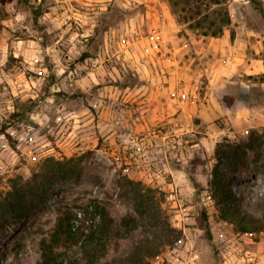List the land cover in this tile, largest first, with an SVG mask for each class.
Listing matches in <instances>:
<instances>
[{
    "label": "rangeland",
    "instance_id": "obj_1",
    "mask_svg": "<svg viewBox=\"0 0 264 264\" xmlns=\"http://www.w3.org/2000/svg\"><path fill=\"white\" fill-rule=\"evenodd\" d=\"M215 1L0 0V192L90 153L0 233V264H36L58 208L95 200L128 218L95 264H133L145 241L148 264H264V230L238 232L214 193L217 143L264 130V0ZM241 177V207L262 216L264 151Z\"/></svg>",
    "mask_w": 264,
    "mask_h": 264
},
{
    "label": "trees",
    "instance_id": "obj_2",
    "mask_svg": "<svg viewBox=\"0 0 264 264\" xmlns=\"http://www.w3.org/2000/svg\"><path fill=\"white\" fill-rule=\"evenodd\" d=\"M215 3L221 2L216 0ZM261 11L264 14V8H261ZM199 14H201L200 9L186 18L195 20ZM223 21L224 24L231 21L228 11ZM201 22V19H198L195 25ZM222 30V26H219L206 34L217 36ZM263 151L264 130L254 129L250 130L248 137H238L235 140L226 137L218 142L215 148L214 155L218 167L224 168L214 180L217 204L222 210L224 219H229L231 216V222L236 225L238 232L252 233L264 230V210L262 216L252 215L243 210L241 200L231 181V176L237 177L242 186L241 172L248 167L250 153L261 156ZM89 154L88 152L63 159L55 156L46 157L30 178L16 179L10 190L0 192V233L4 232L13 218L26 217L37 204L43 203L51 182L61 183L77 178ZM203 217L207 230L212 236L206 211H203ZM127 219L123 217L120 222L115 221L109 208L98 200L87 203L78 210L60 206L53 229L49 236L44 237L40 242L41 256L36 264H77V258L72 257L75 247L84 250L86 264H95L107 255L108 242L114 229L119 228L120 225H128ZM181 236L182 231H179L177 239ZM145 242L137 245L128 255V263L148 264L146 258L153 255L145 247Z\"/></svg>",
    "mask_w": 264,
    "mask_h": 264
},
{
    "label": "built area",
    "instance_id": "obj_3",
    "mask_svg": "<svg viewBox=\"0 0 264 264\" xmlns=\"http://www.w3.org/2000/svg\"><path fill=\"white\" fill-rule=\"evenodd\" d=\"M71 74L73 75L74 73L71 72ZM165 144H166V148H167L168 150H171L172 148L175 147V145H174V143L172 142V140H168ZM179 151L181 152V154L183 153V149H179ZM208 199H209L210 202H213V198H212V195H211V194L208 195Z\"/></svg>",
    "mask_w": 264,
    "mask_h": 264
}]
</instances>
